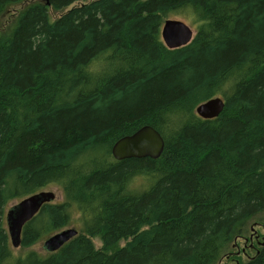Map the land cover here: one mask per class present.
I'll return each mask as SVG.
<instances>
[{
	"label": "trees",
	"instance_id": "16d2710c",
	"mask_svg": "<svg viewBox=\"0 0 264 264\" xmlns=\"http://www.w3.org/2000/svg\"><path fill=\"white\" fill-rule=\"evenodd\" d=\"M23 1L0 0V15ZM29 1L0 32V264H218L264 213V0ZM172 17L195 33L169 50ZM216 97L218 117L199 118ZM143 126L162 155L114 160ZM51 185L64 201L40 209L19 247L76 214L82 230L45 257L11 258L7 204ZM252 250L238 264H264V246Z\"/></svg>",
	"mask_w": 264,
	"mask_h": 264
},
{
	"label": "water",
	"instance_id": "95a60500",
	"mask_svg": "<svg viewBox=\"0 0 264 264\" xmlns=\"http://www.w3.org/2000/svg\"><path fill=\"white\" fill-rule=\"evenodd\" d=\"M193 36L192 29L179 20H166L161 29L162 41L169 50L185 46ZM223 106L224 101L216 97L199 104L195 108V113L201 119H213L218 117ZM163 149L164 140L161 135L150 126H143L132 135L117 140L111 147V155L116 161L143 158L156 160L162 155ZM54 200L53 192L40 191L20 200L6 211L5 225L12 248L20 246L25 225L45 204H50ZM76 234L77 230L72 228L59 231L44 241V250L56 251Z\"/></svg>",
	"mask_w": 264,
	"mask_h": 264
},
{
	"label": "rangeland",
	"instance_id": "374dc122",
	"mask_svg": "<svg viewBox=\"0 0 264 264\" xmlns=\"http://www.w3.org/2000/svg\"><path fill=\"white\" fill-rule=\"evenodd\" d=\"M29 3H30V1L26 0V1H23L20 3H16L14 5L7 6L4 9L2 11V14L0 15V32L5 33L8 30L9 26L13 23L15 17L20 12V10L25 8ZM172 19H177V18L172 17ZM177 20H180V19H177ZM184 23H186L192 29L193 33H195V29L188 22L185 21ZM134 185L135 184H132L131 187H133ZM137 186H136V188H137ZM131 187H130V189H132ZM42 191L54 193L55 200L52 203H61L64 201L62 188L59 185L58 186H56V185L48 186V187L44 188ZM19 201L20 200H14V201L8 203L6 208L9 209L12 205L16 204ZM259 225L264 227V213L256 216L255 218H253L249 222V224L247 226V230L245 231V233L240 238H238L234 241L233 245L228 248V250L225 252V255L222 256V258L218 264H234V262H232L233 259L238 260V262L242 263V262L246 261L247 256L250 258L253 257L255 254V250L246 249L245 250L246 256H243L240 253V250L243 248V245H244V237L245 236L248 237L251 227L257 232V234L260 236V239L264 238V230L262 228H260ZM69 228L75 229L78 232L82 230L80 218L77 214L74 215L72 221H70L69 225L64 229H69ZM44 241L45 240L41 239V240L37 241V243H35L34 245H32L30 247H26V248H23V247L12 248L10 246V253L12 256L11 258H13V259L19 258L22 255L26 254L27 252H34L37 255L45 257L47 254V250L46 251L44 250V247H43ZM259 241H261V240H259ZM92 243L96 249H99V247L101 246L100 242L97 239H93ZM123 244H124V242L121 241L119 245L123 246ZM253 248H254V246H253Z\"/></svg>",
	"mask_w": 264,
	"mask_h": 264
},
{
	"label": "flooded vegetation",
	"instance_id": "af4514ba",
	"mask_svg": "<svg viewBox=\"0 0 264 264\" xmlns=\"http://www.w3.org/2000/svg\"><path fill=\"white\" fill-rule=\"evenodd\" d=\"M222 99V98H221ZM260 228L261 225H259ZM264 230V229H263ZM261 240V241H259ZM254 244L258 247H262L264 246V238L260 239V236L257 234V232L251 227L250 228V233L248 235V237L244 238V245L243 248L240 250V253L244 256L245 255V250L246 249H253ZM257 253V252H256ZM247 259H250V257L247 256ZM232 262H234V264H238L237 260H232Z\"/></svg>",
	"mask_w": 264,
	"mask_h": 264
},
{
	"label": "clouds",
	"instance_id": "9594fccd",
	"mask_svg": "<svg viewBox=\"0 0 264 264\" xmlns=\"http://www.w3.org/2000/svg\"><path fill=\"white\" fill-rule=\"evenodd\" d=\"M4 220H5V217H4Z\"/></svg>",
	"mask_w": 264,
	"mask_h": 264
}]
</instances>
